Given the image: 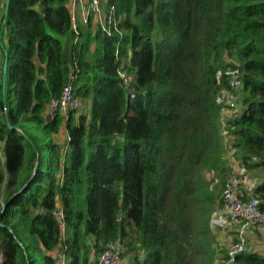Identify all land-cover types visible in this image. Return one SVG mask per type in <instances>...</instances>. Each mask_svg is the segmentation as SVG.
Returning <instances> with one entry per match:
<instances>
[{"label":"trees","instance_id":"1","mask_svg":"<svg viewBox=\"0 0 264 264\" xmlns=\"http://www.w3.org/2000/svg\"><path fill=\"white\" fill-rule=\"evenodd\" d=\"M4 1L2 264H56L59 250L68 264H98L116 239L130 264H217L221 195L208 175L225 186L233 171L218 99L235 79L230 162L238 175L264 171V0H105L111 34L91 17L75 29L71 0ZM73 74L87 111L47 116ZM243 179V196L264 211V179ZM232 264H264V253L247 249Z\"/></svg>","mask_w":264,"mask_h":264},{"label":"built area","instance_id":"2","mask_svg":"<svg viewBox=\"0 0 264 264\" xmlns=\"http://www.w3.org/2000/svg\"><path fill=\"white\" fill-rule=\"evenodd\" d=\"M105 0H71L70 11L74 28L77 29L78 17L77 11L79 6L83 8L84 22H87L91 17L96 27L102 28L107 33H112V28L117 29V23L113 20L114 8L108 15L105 13L103 4ZM1 4V0H0ZM123 79V86L130 92L131 96H135V91L132 88L131 77L125 72L120 71ZM77 75L73 74L71 81L64 87L62 93L58 97L51 99L46 115L54 118L58 114L67 115L72 110H77L81 107V99L75 94L74 81ZM235 79L232 89L224 90L219 96L218 102L221 107V124L224 128L227 127V120L230 117V111L237 109L239 101V91L241 86L238 85ZM6 111V109H5ZM4 111V112H5ZM4 112H0L4 115ZM227 131V130H226ZM231 167L233 175L227 180L221 197V211L226 220L231 225L230 232L235 238L229 245L227 250V259L222 258L217 264H232L235 256L249 249V244L255 232L264 234V211L260 207V199L255 196L245 198L241 187L243 185V177H238V165L232 161ZM55 217L60 224L62 232H65L66 220L62 206L59 204L55 210ZM257 232V233H258ZM129 248L122 239H116L107 244L106 249L98 256V264H129L126 260ZM4 258L3 251L0 247V261ZM56 264H68V258L63 250H59L55 254Z\"/></svg>","mask_w":264,"mask_h":264},{"label":"rangeland","instance_id":"3","mask_svg":"<svg viewBox=\"0 0 264 264\" xmlns=\"http://www.w3.org/2000/svg\"><path fill=\"white\" fill-rule=\"evenodd\" d=\"M0 64H1V62H0ZM241 109H242V104L238 103L237 109L230 111V116L239 113V111ZM85 111H87V106L84 102H82L81 107L77 110V112L81 113V112H85ZM221 128L223 130V136H224L223 140L225 143V154H226V158H227L226 163H227V167H228V166H230V163H231L230 157L233 156L234 148H232V144H231L232 137L229 136L228 132L226 131V128H224L222 125H221ZM65 129L66 128H65V124H64L61 128L60 133L56 136L57 139L59 141H61L63 144L67 143V135H66ZM235 161L237 163L238 160H235ZM228 169H229V167H228ZM244 171H242L243 173H241L238 177H240V178L241 177H247V178H250L252 180L255 179L257 181L264 179V171L263 170H246L245 169ZM231 175H233V171L230 172L229 178ZM213 176L216 177V179L213 181L212 188L214 189L216 194H218L219 196L221 195V197H222V191H223L224 186H221L220 179H219L218 175H214L213 173L208 175V177H210V178H213ZM227 176H228V172H227ZM212 219H213L212 220L213 229L217 234V243L219 244V252H218L219 259H218V261L220 262V260L222 258H225L226 254H227L228 245L235 238H233L234 237L233 233L229 231V230H231V225L226 220L221 209H218V208L216 209L215 213L212 216ZM256 236L258 238H261L260 240H262V241L264 240L261 237L262 235L260 234V232H258L256 234ZM257 237L252 238L253 242L251 241V243L249 244V251L256 250V251H260V252L264 253V243H262V241L260 243L259 240L257 239ZM21 240H23L22 242L27 246L28 241L26 242V241H24V239H21ZM130 259H131L130 255H126V260L129 262V264H130ZM3 262H4V258L2 261H0V264H2Z\"/></svg>","mask_w":264,"mask_h":264},{"label":"crops","instance_id":"4","mask_svg":"<svg viewBox=\"0 0 264 264\" xmlns=\"http://www.w3.org/2000/svg\"><path fill=\"white\" fill-rule=\"evenodd\" d=\"M70 5V4H69ZM5 11H6V8H5V1L4 0H1V4H0V24H1V21H2V18L5 14ZM77 17H78V21L80 22H84V16H83V9H82V6H79L78 8V11H77ZM66 130V129H65ZM66 135H67V139H68V133H67V130H66ZM258 232V231H257ZM257 232L254 233L253 237H257L256 234ZM262 236V238L264 239V234L263 233H260ZM257 239L259 240V242L261 243L262 240H260L261 238H258ZM257 240V241H258ZM262 243H264V240L262 241Z\"/></svg>","mask_w":264,"mask_h":264},{"label":"water","instance_id":"5","mask_svg":"<svg viewBox=\"0 0 264 264\" xmlns=\"http://www.w3.org/2000/svg\"><path fill=\"white\" fill-rule=\"evenodd\" d=\"M6 69H7V65H6Z\"/></svg>","mask_w":264,"mask_h":264}]
</instances>
